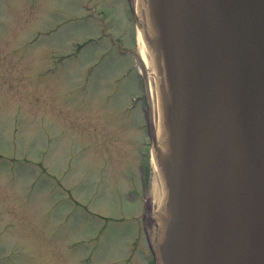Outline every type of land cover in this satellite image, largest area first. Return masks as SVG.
Returning a JSON list of instances; mask_svg holds the SVG:
<instances>
[{
	"label": "rangeland",
	"instance_id": "obj_1",
	"mask_svg": "<svg viewBox=\"0 0 264 264\" xmlns=\"http://www.w3.org/2000/svg\"><path fill=\"white\" fill-rule=\"evenodd\" d=\"M136 11L0 0V264H151Z\"/></svg>",
	"mask_w": 264,
	"mask_h": 264
},
{
	"label": "water",
	"instance_id": "obj_2",
	"mask_svg": "<svg viewBox=\"0 0 264 264\" xmlns=\"http://www.w3.org/2000/svg\"><path fill=\"white\" fill-rule=\"evenodd\" d=\"M139 1L160 106L156 264H264V0Z\"/></svg>",
	"mask_w": 264,
	"mask_h": 264
},
{
	"label": "bare ground",
	"instance_id": "obj_3",
	"mask_svg": "<svg viewBox=\"0 0 264 264\" xmlns=\"http://www.w3.org/2000/svg\"><path fill=\"white\" fill-rule=\"evenodd\" d=\"M136 5L140 7V4L136 2ZM142 31L139 30L138 38H139V56L141 58V62L145 71V74L147 76V82H148V88L150 93V98L152 100L151 103V109H152V115H153V126L156 130V133H158L159 129V107H158V96L156 94V78H155V72L153 67V60L152 55L148 50L146 40L144 39V36L142 35Z\"/></svg>",
	"mask_w": 264,
	"mask_h": 264
},
{
	"label": "flooded vegetation",
	"instance_id": "obj_4",
	"mask_svg": "<svg viewBox=\"0 0 264 264\" xmlns=\"http://www.w3.org/2000/svg\"><path fill=\"white\" fill-rule=\"evenodd\" d=\"M8 259V258H7Z\"/></svg>",
	"mask_w": 264,
	"mask_h": 264
}]
</instances>
